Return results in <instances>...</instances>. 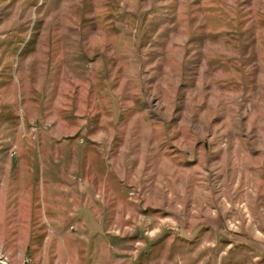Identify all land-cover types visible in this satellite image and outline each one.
<instances>
[{"label":"rangeland","instance_id":"rangeland-1","mask_svg":"<svg viewBox=\"0 0 264 264\" xmlns=\"http://www.w3.org/2000/svg\"><path fill=\"white\" fill-rule=\"evenodd\" d=\"M0 254L264 264V0H0Z\"/></svg>","mask_w":264,"mask_h":264},{"label":"water","instance_id":"water-1","mask_svg":"<svg viewBox=\"0 0 264 264\" xmlns=\"http://www.w3.org/2000/svg\"><path fill=\"white\" fill-rule=\"evenodd\" d=\"M0 264H7L5 261H4V257L3 255L0 254Z\"/></svg>","mask_w":264,"mask_h":264},{"label":"crops","instance_id":"crops-1","mask_svg":"<svg viewBox=\"0 0 264 264\" xmlns=\"http://www.w3.org/2000/svg\"><path fill=\"white\" fill-rule=\"evenodd\" d=\"M140 257H141V256H140ZM137 258H138V257H137ZM145 258H146V255H145ZM145 258H144V259H145ZM142 259H143V258H142ZM143 262H145V261H143ZM138 263H141V262H137L136 264H138Z\"/></svg>","mask_w":264,"mask_h":264}]
</instances>
